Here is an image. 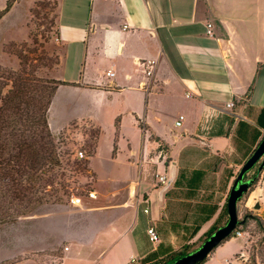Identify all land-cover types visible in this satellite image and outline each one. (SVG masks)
I'll return each instance as SVG.
<instances>
[{
  "label": "crops",
  "instance_id": "1",
  "mask_svg": "<svg viewBox=\"0 0 264 264\" xmlns=\"http://www.w3.org/2000/svg\"><path fill=\"white\" fill-rule=\"evenodd\" d=\"M57 2V39L64 50L55 76L78 85L58 86L50 106L62 89L98 100L126 93L117 112L127 113L115 118L117 136L125 114L140 134L138 143L128 142L132 166L157 165L154 186L165 203L158 216H151L150 209L144 212L151 194H136L130 203L136 201L139 210L121 201L106 224L92 220L89 212L95 208L97 217L106 219L107 205L83 207L70 217L78 220L65 229L58 264H136L160 244L174 249L184 244L183 234L200 237L215 222L240 167L264 137V0ZM138 59L156 60L150 75ZM171 170V183L159 184L158 175L169 180ZM169 198H176L173 209ZM244 199V208L253 209L264 223L262 174ZM256 201L258 209L253 208ZM149 227L159 236L155 243ZM238 238L244 237L220 243L204 264L217 252L228 264L245 247L243 240L231 249ZM72 245L77 249L71 250Z\"/></svg>",
  "mask_w": 264,
  "mask_h": 264
},
{
  "label": "rangeland",
  "instance_id": "2",
  "mask_svg": "<svg viewBox=\"0 0 264 264\" xmlns=\"http://www.w3.org/2000/svg\"><path fill=\"white\" fill-rule=\"evenodd\" d=\"M7 1L0 0V11L5 8ZM57 12L55 0H15L10 10L0 17V103L12 85V73L20 70L24 63L21 58L23 61L24 57L29 58L27 69L35 70L34 74L37 76L50 75L47 66L50 68L63 50L62 43L54 33ZM46 29H50L48 41L39 35ZM35 34L38 35L37 44L33 42ZM126 100V93L106 97L104 100H98L87 93L79 94L74 90L62 89L57 93L48 112V124L50 131L55 134V154L61 161V165L55 168V173L61 178L57 179V192L52 200L58 196L61 203H54L52 200L44 202L21 215L18 211L23 208H16L15 220L0 225V264H32L30 259L39 260V264H58L59 254L64 247L61 242L66 238L65 229L75 225L78 220L70 217L79 214L85 206L95 207L101 203L107 205L109 209L106 210V219L98 218L95 208L89 212L92 220L106 224L112 221L118 211L116 207L122 205L121 201L128 202L130 209L138 211L136 201L130 203V199L136 194L142 197L147 192L152 196L151 202L146 204L151 210L150 215L158 216L157 212H162L160 206L165 203L160 201L159 189L155 188L153 177L157 172V165L143 166L139 162V166H132L128 142L138 143L140 134L133 131L130 119L125 114L121 116L122 127L117 136L115 118L120 113H127L117 112L121 103ZM83 119L86 122H82ZM73 120L77 121V125H69ZM88 120L100 127L96 153L94 142L98 128ZM116 138L118 150L113 157ZM80 151L83 153L82 157L79 156ZM92 152L95 154L90 159L88 156ZM259 174L264 176V172ZM60 183L62 187L59 186ZM89 191L95 192L96 198L89 199ZM247 191L238 201L239 219L247 210L255 214L253 209L244 208ZM76 196L84 199L83 203L71 204V198ZM167 201L172 209L177 203L176 198H169ZM240 229L244 238L233 241L231 249L239 247L243 240L246 243L243 251L236 257L241 264H264V232L258 223L251 218ZM204 240L201 236H191L189 245L186 246L191 252ZM182 247L183 242L176 249L180 251ZM71 248L76 250L77 246L72 245ZM210 264L227 263L217 252Z\"/></svg>",
  "mask_w": 264,
  "mask_h": 264
},
{
  "label": "trees",
  "instance_id": "3",
  "mask_svg": "<svg viewBox=\"0 0 264 264\" xmlns=\"http://www.w3.org/2000/svg\"><path fill=\"white\" fill-rule=\"evenodd\" d=\"M14 1L8 0L6 2L5 8L0 11V17L10 10ZM55 8L58 10L57 0H55ZM58 16L59 13L57 12L55 16L57 21ZM48 32L50 29L44 30L39 35L48 41ZM54 33L57 37L59 34L58 24ZM37 36L35 34L33 37L34 44L38 43ZM63 50L61 54H63ZM60 57H56V62L50 68L47 66L50 75L46 77L37 76L34 74L35 70H28L29 58L24 57L23 61L20 57L24 63H22L20 70L12 73V85L1 98L0 225L15 220L14 211L16 208H23V210L18 211L21 215L44 202H50L53 196H56L57 179L61 177L55 173V168L61 165V161L55 154V134L49 129V106L58 86L78 85V83L56 78L55 70L60 63ZM70 125L77 124L73 122ZM95 144L96 138L94 147ZM93 153L88 158L93 156ZM170 160L171 158L168 156L166 162ZM252 170L254 171L252 175L249 177L247 174L245 175L250 187L256 184L263 168L255 167ZM59 186L62 187L63 185L60 183ZM52 202L61 203V198L57 196ZM251 218L258 223L261 231L264 232V223L261 218L256 213L247 210L228 239L232 238L236 231H241L240 228L246 226ZM227 219V202H225L213 225L201 237L204 239L209 237ZM183 229L185 232H189L188 227L183 226ZM182 239L184 240L182 250L178 251L170 245L160 244L153 252L142 258L140 264H169L176 258L189 253L190 251L186 246L189 245V238L183 234ZM206 260L207 258L196 264H204Z\"/></svg>",
  "mask_w": 264,
  "mask_h": 264
},
{
  "label": "water",
  "instance_id": "4",
  "mask_svg": "<svg viewBox=\"0 0 264 264\" xmlns=\"http://www.w3.org/2000/svg\"><path fill=\"white\" fill-rule=\"evenodd\" d=\"M257 164L259 169L264 166V137L240 167L237 176L234 179L233 185L227 197V221L214 230V232L209 237H207L198 248L176 258L169 264H196L200 261H203L209 256L214 248L230 237L231 233L235 230L240 220L238 217V201L250 188V183L247 179H245V175L248 174ZM172 179L173 171L171 170L168 180L169 184L171 183ZM253 208H260L258 201L255 202Z\"/></svg>",
  "mask_w": 264,
  "mask_h": 264
},
{
  "label": "built area",
  "instance_id": "5",
  "mask_svg": "<svg viewBox=\"0 0 264 264\" xmlns=\"http://www.w3.org/2000/svg\"><path fill=\"white\" fill-rule=\"evenodd\" d=\"M207 27H208L207 33L208 34H212V29H211L212 28V24L211 23H208L207 24ZM138 61H139V64L144 68L145 73L147 75H150L152 73V69L154 67V64H155L156 60H154V59H142V60L141 59H138ZM107 74L108 75H112L113 73L109 71ZM232 105H233V103H231V102L230 103H227V106L228 107H231ZM181 118L182 117L180 116L179 119L176 121V124L177 125L181 124ZM79 156L80 157L83 156V153L81 151L79 152ZM256 167H258V164L256 165ZM262 168H263V171L262 172H264V166ZM167 182H168V177L166 175H164V174L158 175V183L159 184H161L162 186H164V185L167 184ZM88 196L90 198H94L95 197V192L89 191ZM81 202H82V198L81 197L76 196V197H72L71 198V203L79 204ZM144 212H148V208H144ZM147 233L149 235V239L152 242L155 243V242H157L159 240V236H158L157 232L153 229V227H149L147 229ZM232 233H231V235H232ZM241 235H243V232L236 231L233 234V237L241 236ZM228 264H241V261H240V259L238 257L235 256L231 261H229Z\"/></svg>",
  "mask_w": 264,
  "mask_h": 264
}]
</instances>
